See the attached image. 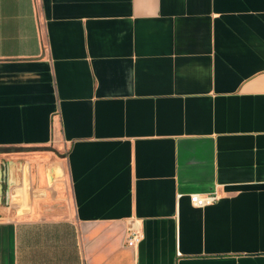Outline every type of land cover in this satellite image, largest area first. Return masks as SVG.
I'll use <instances>...</instances> for the list:
<instances>
[{
    "label": "crops",
    "instance_id": "0c3cea01",
    "mask_svg": "<svg viewBox=\"0 0 264 264\" xmlns=\"http://www.w3.org/2000/svg\"><path fill=\"white\" fill-rule=\"evenodd\" d=\"M0 264H264V0H0Z\"/></svg>",
    "mask_w": 264,
    "mask_h": 264
},
{
    "label": "built area",
    "instance_id": "2783aa9c",
    "mask_svg": "<svg viewBox=\"0 0 264 264\" xmlns=\"http://www.w3.org/2000/svg\"><path fill=\"white\" fill-rule=\"evenodd\" d=\"M219 198L216 191L210 193H191V202L198 207H205L213 204ZM144 233L142 230L132 229L128 237V244L135 245L142 240Z\"/></svg>",
    "mask_w": 264,
    "mask_h": 264
},
{
    "label": "water",
    "instance_id": "95a60500",
    "mask_svg": "<svg viewBox=\"0 0 264 264\" xmlns=\"http://www.w3.org/2000/svg\"><path fill=\"white\" fill-rule=\"evenodd\" d=\"M54 171H55V169H53L52 172H51V176H52V177H53V175L55 174Z\"/></svg>",
    "mask_w": 264,
    "mask_h": 264
}]
</instances>
